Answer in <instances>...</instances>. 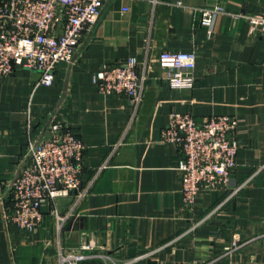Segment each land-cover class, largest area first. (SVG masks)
I'll list each match as a JSON object with an SVG mask.
<instances>
[{
    "label": "crops",
    "instance_id": "crops-1",
    "mask_svg": "<svg viewBox=\"0 0 264 264\" xmlns=\"http://www.w3.org/2000/svg\"><path fill=\"white\" fill-rule=\"evenodd\" d=\"M214 5L223 12L208 32L200 8ZM254 13L264 14V0H106L50 85L27 68L0 77V264H59V253L84 243L117 264H264V35L251 34L241 16ZM165 50L195 51L191 87L165 79L157 61ZM131 56L147 65L136 109L91 80L102 65ZM172 111L197 122L237 119L230 186L200 189L192 207L182 200L180 149L161 138ZM52 119L81 138L88 191L74 208L72 195L44 201L39 225L26 230L7 218L9 187L28 141ZM78 264L113 263L96 256Z\"/></svg>",
    "mask_w": 264,
    "mask_h": 264
},
{
    "label": "built area",
    "instance_id": "built-area-1",
    "mask_svg": "<svg viewBox=\"0 0 264 264\" xmlns=\"http://www.w3.org/2000/svg\"><path fill=\"white\" fill-rule=\"evenodd\" d=\"M106 0H0V77L16 68L38 73V83L50 85L58 63H72L85 32L96 22ZM223 9L214 5L200 8V23L210 32L213 19ZM251 34L264 35V14H242ZM195 51H162L157 61L172 87H191ZM146 60L128 57L121 62L104 64L91 80L104 94L127 96L133 108L141 102L146 79ZM237 119L220 114L197 122L187 112L172 111L161 138L180 149L181 194L185 206L192 207L200 189L228 188L236 166L238 142ZM37 140H29L23 162L9 187L11 210L7 218L26 230L36 228L41 219V204L46 200L73 196L72 207L86 195L88 185L81 186V138L64 121L52 119ZM234 187L227 197L240 189ZM57 215V214H56ZM208 215L194 223L195 228ZM66 218L61 215L62 221ZM234 237L230 251L238 247ZM89 243L79 251L59 253V264H78L98 256L112 261L107 254L91 252ZM129 261H122L126 264Z\"/></svg>",
    "mask_w": 264,
    "mask_h": 264
}]
</instances>
